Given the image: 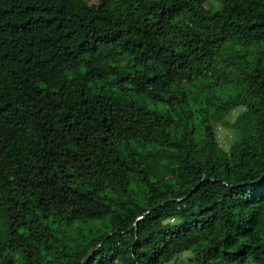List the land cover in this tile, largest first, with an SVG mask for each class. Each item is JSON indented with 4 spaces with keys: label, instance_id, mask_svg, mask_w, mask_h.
<instances>
[{
    "label": "trees",
    "instance_id": "1",
    "mask_svg": "<svg viewBox=\"0 0 264 264\" xmlns=\"http://www.w3.org/2000/svg\"><path fill=\"white\" fill-rule=\"evenodd\" d=\"M208 1L0 0V264H264V0Z\"/></svg>",
    "mask_w": 264,
    "mask_h": 264
},
{
    "label": "rangeland",
    "instance_id": "2",
    "mask_svg": "<svg viewBox=\"0 0 264 264\" xmlns=\"http://www.w3.org/2000/svg\"><path fill=\"white\" fill-rule=\"evenodd\" d=\"M220 0H209L206 6H219ZM230 131L224 127H220L218 130V136L220 138V142L225 145V139L229 138ZM165 264H197L194 253L192 251L183 252L177 255L173 260L165 263ZM247 264H257L254 261H249Z\"/></svg>",
    "mask_w": 264,
    "mask_h": 264
},
{
    "label": "water",
    "instance_id": "3",
    "mask_svg": "<svg viewBox=\"0 0 264 264\" xmlns=\"http://www.w3.org/2000/svg\"><path fill=\"white\" fill-rule=\"evenodd\" d=\"M197 186V185H196ZM192 190H194V188L192 189ZM180 199V198H179ZM143 216H140L138 219H140V218H142Z\"/></svg>",
    "mask_w": 264,
    "mask_h": 264
}]
</instances>
